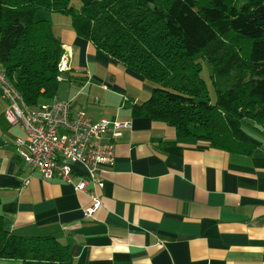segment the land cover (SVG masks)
<instances>
[{"label":"crops","instance_id":"crops-1","mask_svg":"<svg viewBox=\"0 0 264 264\" xmlns=\"http://www.w3.org/2000/svg\"><path fill=\"white\" fill-rule=\"evenodd\" d=\"M45 12L36 18L51 23L70 57L56 99L93 120L128 126L115 138L114 165L100 172L101 207L89 218L90 196L59 179L44 180L13 142L5 144L24 132L0 129L6 229L57 238L70 248L73 264H264V135L256 134L260 148L241 156L178 140L165 123L133 118V106L147 101L153 86L80 37L70 17ZM77 168L74 184L85 174Z\"/></svg>","mask_w":264,"mask_h":264},{"label":"trees","instance_id":"trees-1","mask_svg":"<svg viewBox=\"0 0 264 264\" xmlns=\"http://www.w3.org/2000/svg\"><path fill=\"white\" fill-rule=\"evenodd\" d=\"M0 0V65L25 104L56 98L64 49L44 10L71 18L73 30L153 86L132 108L173 128L178 140H201L251 156L264 135V0ZM200 55L212 66L216 102L201 77ZM253 123L256 134L242 127ZM1 205V199H0ZM0 214V259L73 264L52 236L13 235Z\"/></svg>","mask_w":264,"mask_h":264},{"label":"built area","instance_id":"built-area-1","mask_svg":"<svg viewBox=\"0 0 264 264\" xmlns=\"http://www.w3.org/2000/svg\"><path fill=\"white\" fill-rule=\"evenodd\" d=\"M59 70L62 73L70 70L68 54H63ZM0 89V96L7 104L4 115L8 124L19 127L25 134L24 138L15 140L19 158L44 180L59 179L74 185L76 191L87 193L92 206L84 215L91 217L101 207L97 190L103 188L104 182L100 172L114 165L115 138L120 137L128 125L106 118L93 120L84 111L73 112L71 102L56 98L30 108L8 81L1 65ZM77 167H82L85 174L74 184L79 175ZM28 183L26 180L25 184Z\"/></svg>","mask_w":264,"mask_h":264},{"label":"rangeland","instance_id":"rangeland-1","mask_svg":"<svg viewBox=\"0 0 264 264\" xmlns=\"http://www.w3.org/2000/svg\"><path fill=\"white\" fill-rule=\"evenodd\" d=\"M94 0H73L72 1V6L74 7L75 10H80V8L87 4V3H90ZM44 17H46V12L45 11H41L38 13V18L40 19H44ZM195 59L196 61L200 62L202 64V72H201V77L202 79L205 81L206 85H207V88L210 92V96H211V100L213 103L216 102V91H215V88H214V85H213V82H212V66L207 62V60H204L200 55H196L195 56ZM63 85V84H60V86ZM60 88V87H59ZM0 92H1V89H0ZM51 101H42L41 103L42 104H47V103H50ZM5 102L3 100H1V96H0V129L4 130L3 128H5L6 126H8L9 130L10 129V126L8 125V122L6 120V118L4 117V114H3V110H4V107H5ZM7 128V129H8ZM248 134H251V135H254L256 134V131L254 130L253 128V123L249 122V123H244L243 127H242ZM12 132L16 133L19 131V133L21 135H23V133L21 132L20 128L18 127H14L12 128ZM17 139V137L15 136V138H13V141H8L9 142H13L12 144H14L15 146V140ZM16 148V147H15ZM16 151H17V148H16ZM18 154V152H17Z\"/></svg>","mask_w":264,"mask_h":264}]
</instances>
